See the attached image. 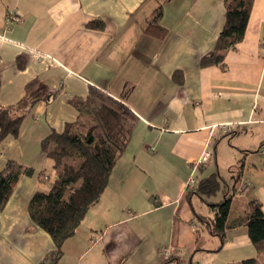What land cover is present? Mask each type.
<instances>
[{"label": "crops", "instance_id": "crops-1", "mask_svg": "<svg viewBox=\"0 0 264 264\" xmlns=\"http://www.w3.org/2000/svg\"><path fill=\"white\" fill-rule=\"evenodd\" d=\"M157 3L168 29L163 40L143 32ZM13 13L19 21L7 24ZM92 19L103 20L104 28H88ZM223 21V0H0V104L25 112L17 137L0 142V169L13 159L35 170L21 177L0 210V264H37L54 249L27 213L33 193L47 190L36 182V173L50 169L39 142L76 119L70 100L84 99L89 85L114 98L127 93L137 121L99 201L63 243L57 264H161L168 258L165 264L252 258L264 264V247L257 251L244 228L228 233L218 251H208L219 244L215 237L212 247L196 250L195 224L188 223L196 194L187 193L197 182L187 188L188 179L204 172L210 156L217 168L210 173L220 176L228 153L238 166L231 194L226 184L220 198L229 199L231 215L250 201L264 212V0H253L243 39L226 52L225 66L200 67ZM20 55L23 68L16 65ZM240 180L248 183L244 191Z\"/></svg>", "mask_w": 264, "mask_h": 264}, {"label": "trees", "instance_id": "trees-1", "mask_svg": "<svg viewBox=\"0 0 264 264\" xmlns=\"http://www.w3.org/2000/svg\"><path fill=\"white\" fill-rule=\"evenodd\" d=\"M223 5L222 28L213 48L200 57V67L216 65L223 68L226 52L234 49L243 39L253 0H223ZM162 14V4L157 3L145 18L143 32L146 35L159 40L167 36L168 29L160 23ZM86 26L101 30L104 21L92 19ZM25 62L26 58L20 55L16 65L23 68ZM173 79L181 83L178 71L173 73ZM37 83L36 80L30 82L26 92ZM126 94L114 98L104 90L89 85L84 99L70 100L78 112L76 119L66 123L61 131L51 130L41 138L39 148L50 161V169L36 173V182L38 185L46 184L47 190L33 193L27 204V213L30 220L49 235L54 249L45 260L37 264L59 262L63 254V243L76 232L87 211L99 201L105 190L111 171L122 155L137 121V116L124 101ZM35 101L30 102L29 107ZM18 111L16 105L0 104V142L7 136L17 137L25 115L24 111ZM34 174L35 170L31 166L13 159L5 161L0 169V210L5 207L21 177ZM221 184L218 174L210 173L198 179L187 196L192 193L202 199L215 196ZM206 203L213 212V224L196 212L188 220V223L195 224L194 233L199 240L196 250H205L200 246L203 229L219 239V244L208 251H218L226 235L241 228L245 229L250 243L257 251L264 247V212L257 201H250L244 211L234 215L230 214V203L226 197L218 201L209 199ZM253 261L252 258L243 263Z\"/></svg>", "mask_w": 264, "mask_h": 264}, {"label": "rangeland", "instance_id": "rangeland-1", "mask_svg": "<svg viewBox=\"0 0 264 264\" xmlns=\"http://www.w3.org/2000/svg\"><path fill=\"white\" fill-rule=\"evenodd\" d=\"M221 138L227 139V136H223ZM220 138V139H221ZM219 139V140H220ZM220 151V149H219ZM233 153L229 154L227 156L224 157V161H221V164L219 166V177H221L222 180V184H221V189L220 191L217 193V195L212 196V197H204L203 199H201L199 196L194 195L192 198V203L194 205V208L196 210V212L200 215H204L211 224H213L214 222V215L213 212L210 210L209 205H207L206 201L210 200H218V198H220L225 192H226V184L229 185L230 187V191L229 193H227L228 195L231 194V186L233 184L234 181V177H235V172L237 169V162H236V158L234 156V159L232 158ZM211 156L209 157V161L207 162V164L205 165V170L204 172L200 173L199 171L194 174V176L192 177L193 180H198L201 177H203L204 175H207L208 173L215 171L217 168L214 165V161L210 159ZM234 161V163L232 164V166H230V161ZM244 180V178H242ZM206 200V201H205ZM217 238L216 236H212L211 233H209L208 230H201V240H200V244L206 248L212 247L213 245V238ZM218 240V239H217ZM216 242V241H214ZM217 243V242H216ZM215 245V244H214ZM250 264V263H249ZM251 264H259V263H251Z\"/></svg>", "mask_w": 264, "mask_h": 264}, {"label": "built area", "instance_id": "built-area-1", "mask_svg": "<svg viewBox=\"0 0 264 264\" xmlns=\"http://www.w3.org/2000/svg\"><path fill=\"white\" fill-rule=\"evenodd\" d=\"M19 19H20V16H19V15L15 14V13H13V14H9V16H7V24H10V23H12V22H17V21H19ZM151 149H152V148H151ZM259 151L262 152V153H264V144L261 146V148H260ZM205 158H206V154L203 153V154L198 158V160L195 162V165H198V164L202 163V162L205 160ZM193 182H194L193 178L190 177V178L188 179L187 183H186V187H187V188H188V187H192V186H193V185H192ZM247 187H248V183H247L246 181L240 180L238 190H239V191H244ZM167 254H168V252H167L166 250H163V251H162V255H163L164 258L167 257Z\"/></svg>", "mask_w": 264, "mask_h": 264}]
</instances>
